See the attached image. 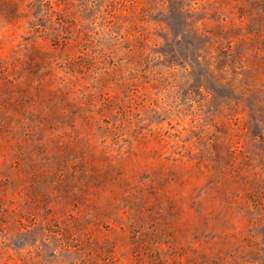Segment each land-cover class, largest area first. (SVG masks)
Listing matches in <instances>:
<instances>
[{"label": "rangeland", "instance_id": "rangeland-1", "mask_svg": "<svg viewBox=\"0 0 264 264\" xmlns=\"http://www.w3.org/2000/svg\"><path fill=\"white\" fill-rule=\"evenodd\" d=\"M0 264H264V0H0Z\"/></svg>", "mask_w": 264, "mask_h": 264}]
</instances>
